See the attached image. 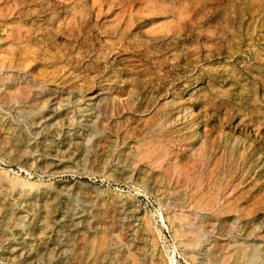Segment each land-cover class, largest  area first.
Instances as JSON below:
<instances>
[{"label": "rangeland", "instance_id": "374dc122", "mask_svg": "<svg viewBox=\"0 0 264 264\" xmlns=\"http://www.w3.org/2000/svg\"><path fill=\"white\" fill-rule=\"evenodd\" d=\"M0 90V264H264V0H0Z\"/></svg>", "mask_w": 264, "mask_h": 264}, {"label": "bare ground", "instance_id": "6f19581e", "mask_svg": "<svg viewBox=\"0 0 264 264\" xmlns=\"http://www.w3.org/2000/svg\"><path fill=\"white\" fill-rule=\"evenodd\" d=\"M7 37V36H6ZM20 93H21V91H20ZM0 97L3 99V100H5L6 101V99H7V95L4 93V92H1V90H0ZM23 98V97H22ZM3 103V102H2ZM7 103V102H6ZM6 105V104H5ZM32 111V110H31ZM9 127V126H8ZM15 129V128H14ZM124 152V151H123ZM134 155V154H133ZM128 159V158H127ZM191 169H193V168H191ZM168 175V174H167ZM168 177V176H167ZM183 178V177H182ZM0 179H1V177H0ZM12 179V178H11ZM28 181V180H27ZM13 182V181H12ZM12 182H9V183H12ZM143 182V181H142ZM166 182H167V180H166ZM165 182V183H166ZM178 182H179V180H178ZM29 183V182H28ZM24 184H25V181H24ZM4 185V184H3ZM11 185V184H10ZM15 185V184H14ZM20 185H21V182H20ZM23 185V184H22ZM5 186V185H4ZM156 186V185H155ZM11 187H13V183H12V186ZM14 188V187H13ZM204 189V188H203ZM6 190V189H5ZM19 190V189H18ZM21 194V193H20ZM223 198V197H222ZM182 202V201H181ZM221 202V201H220ZM1 208V207H0ZM181 209V208H180ZM195 212V211H194ZM188 214V213H187ZM4 215V214H3ZM11 215H13V214H11ZM198 215V214H197ZM188 216V215H187ZM194 217V216H193ZM9 218V217H8ZM190 218H191V216H190ZM196 218V217H195ZM190 221V220H189ZM219 222V221H218ZM213 224V223H212ZM211 224V225H212ZM264 224V223H263ZM187 227V226H186ZM214 227H216V226H214ZM262 227V226H261ZM221 228V227H220ZM256 228V227H255ZM184 229V228H183ZM187 230V229H186ZM194 230H196V229H194ZM245 230V229H244ZM190 231V230H189ZM188 231V232H189ZM193 231V230H192ZM204 231V230H203ZM214 231V230H213ZM198 232V231H197ZM249 232H251V231H249ZM200 233V232H199ZM253 233V232H252ZM228 234V233H227ZM249 234V233H248ZM206 235V234H205ZM202 236V235H201ZM207 236V235H206ZM209 236V235H208ZM218 236V235H217ZM100 238H101V236H99ZM204 237V236H203ZM226 237V236H225ZM183 238V237H182ZM201 239V238H200ZM199 239V240H200ZM197 241V240H196ZM213 241V240H212ZM100 242V241H99ZM186 242V241H185ZM198 242V241H197ZM196 242V243H197ZM210 242V241H209ZM214 242V241H213ZM102 243V242H101ZM187 243V242H186ZM264 243V242H263ZM99 244V243H98ZM190 244V243H189ZM222 245V244H221ZM201 246V245H200ZM237 246V245H236ZM101 247V246H100ZM103 247V246H102ZM242 247V246H241ZM241 247H240V249H241ZM91 248V247H90ZM97 248H99V247H97ZM210 248V247H209ZM239 248V247H238ZM247 248H249V247H247ZM256 248V247H255ZM255 248H253V249H255ZM258 248V247H257ZM256 248V249H257ZM93 249V248H92ZM95 250V249H94ZM209 250V249H208ZM244 250V249H243ZM246 250H248V249H246ZM252 250V249H251ZM97 251H98V249H97ZM236 252V251H235ZM243 252V251H242ZM105 253V252H104ZM233 254V253H232ZM238 256H236L234 259H233V262H232V264H237V259H242V261H252L253 263H254V261H256L257 259H259L258 257V251L257 250H253V251H251V252H249V254L247 253L246 255L245 254H242V255H240L241 254V251H239L238 252ZM92 255V254H91ZM248 255V257H246ZM211 256V255H210ZM227 256V255H226ZM262 256V255H261ZM87 258V257H86ZM94 258V257H93ZM224 258V257H223ZM247 259H249V260H247ZM230 260V259H229ZM261 260V259H260ZM258 261V260H257ZM263 261V260H262ZM219 263V262H218ZM217 263V264H218ZM226 263V262H225ZM229 263V262H228ZM241 263V262H240ZM251 264L250 262H246L245 264Z\"/></svg>", "mask_w": 264, "mask_h": 264}, {"label": "trees", "instance_id": "16d2710c", "mask_svg": "<svg viewBox=\"0 0 264 264\" xmlns=\"http://www.w3.org/2000/svg\"><path fill=\"white\" fill-rule=\"evenodd\" d=\"M84 180H87V179L84 178Z\"/></svg>", "mask_w": 264, "mask_h": 264}]
</instances>
